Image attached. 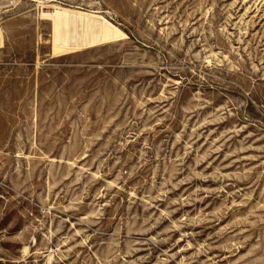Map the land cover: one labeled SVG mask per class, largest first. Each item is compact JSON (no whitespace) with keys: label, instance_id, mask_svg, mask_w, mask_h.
Here are the masks:
<instances>
[{"label":"rangeland","instance_id":"rangeland-1","mask_svg":"<svg viewBox=\"0 0 264 264\" xmlns=\"http://www.w3.org/2000/svg\"><path fill=\"white\" fill-rule=\"evenodd\" d=\"M56 1L0 0V264H264V0Z\"/></svg>","mask_w":264,"mask_h":264},{"label":"bare ground","instance_id":"bare-ground-1","mask_svg":"<svg viewBox=\"0 0 264 264\" xmlns=\"http://www.w3.org/2000/svg\"><path fill=\"white\" fill-rule=\"evenodd\" d=\"M35 1H38V0H35ZM48 1L49 2H55V3H57L56 0H48ZM55 7L57 9H64V11H67V12H63L61 10H58V11H55V13L56 12H60L59 15H57L55 13H51L50 14V17H51L52 21L54 22V27L56 29V36H55L56 37L55 38L56 41H55V44H54V52L57 53V54L60 53V52H62V51H66L68 49L69 50H81V49H85V48L92 47V46L95 45V41H94V38L95 37H94V35H96V33H95V31H96L95 30L96 24H94L95 23L94 22L93 23V26H92V23L89 22L88 19L91 18V17H93L94 19L96 17H97V19H103L104 23L105 24L107 23L106 26L104 25V30H103L104 31V34H103L104 40H102V41H104V42L117 41V40L123 39L124 36H125V34H124V32L122 30H120L115 24H113L112 22L108 21L106 18H104L101 15H92V14H87V13H84V12H81V11L80 12L79 11L77 12V11H74V10H71V9L69 10V9L63 7L60 4H56ZM64 13H66L69 18H70V16L73 13H79V14L85 15V18H86L85 19V29H86L85 31H87V34H86L85 37H83V39H84L83 40V46L82 45L75 46V44L74 45H71V46H67V45L62 44L61 40H63V39L61 38V34H60L62 17L60 15H63ZM89 23L91 24V27L92 28H90V24ZM106 28H107L108 32L106 31ZM105 31H106L107 34H105ZM2 37L0 35V46L2 44V39H3Z\"/></svg>","mask_w":264,"mask_h":264}]
</instances>
